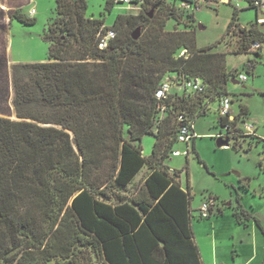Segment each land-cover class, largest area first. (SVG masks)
Returning <instances> with one entry per match:
<instances>
[{
    "label": "trees",
    "instance_id": "16d2710c",
    "mask_svg": "<svg viewBox=\"0 0 264 264\" xmlns=\"http://www.w3.org/2000/svg\"><path fill=\"white\" fill-rule=\"evenodd\" d=\"M179 1L144 0L136 15H117L107 27L103 18L86 16V0H55L42 34L46 60L11 64L15 119L0 115V264H80L84 248L103 264H203L192 219L214 213L197 215L190 187L182 188L180 170L166 160L177 151L182 128L193 139L195 117L229 96L227 83L241 70L252 73L255 59L232 72L226 53L196 46L194 31L166 30L169 19L182 20ZM114 4L105 0L104 10ZM237 11L225 33L232 28L236 34L233 53L259 55L264 36L256 19L241 27ZM13 19L34 22L17 12L9 13ZM109 28L115 37L100 49L99 37ZM131 29L139 30L136 40L133 31L125 33ZM166 76L199 77L205 89L157 100L154 92ZM247 114L243 105L232 120L218 114V132L228 129L226 146L240 135L264 143L237 128ZM144 135L154 137L149 155L141 152ZM143 168L142 183L123 193ZM246 181L239 178V187ZM234 190L236 222L253 219L264 233Z\"/></svg>",
    "mask_w": 264,
    "mask_h": 264
},
{
    "label": "rangeland",
    "instance_id": "374dc122",
    "mask_svg": "<svg viewBox=\"0 0 264 264\" xmlns=\"http://www.w3.org/2000/svg\"><path fill=\"white\" fill-rule=\"evenodd\" d=\"M87 17L103 18L104 25L110 27L117 15L126 14L128 4L115 3L109 12L104 10L105 0H86ZM244 7V4L241 3ZM29 9H34L30 17L34 22L23 24L15 19L9 21V13L17 12L28 16ZM55 0H0V115L15 119L11 104L13 91L10 80V66L14 63L45 61L48 43L42 34L49 19L54 15ZM234 8L220 5L215 10L203 8L196 12V24L183 20L175 23L174 19L166 22V30L194 31L197 47L213 46L212 51L226 53V66L232 72L241 69L249 61L252 73H243L246 80L239 84L228 82L226 89L231 98L230 110L237 115L240 105L248 114L237 121V127L244 123L253 125L257 137L264 138V40L259 55L255 50L246 53H233L237 47V37L231 28L226 33ZM255 21V10L245 7L237 11L235 23L249 27ZM197 24L201 27L198 28ZM264 36V24H258ZM133 30L125 33L129 34ZM254 67V68H253ZM218 102L208 104L204 114L193 120L194 138L187 144L178 142L174 149L179 154L170 155L166 165L180 170L179 182L182 188L190 187L191 207L196 210L209 195H217L222 201V213L214 210V215L207 219H192L194 238L200 250L204 264H264V233L256 226L253 219L249 224H238L233 216L235 209V189L241 194L242 206L253 213L264 230V143L249 136L240 135L230 139L229 146H217L219 127ZM235 141L238 146H233ZM153 135H144L140 146L143 155L151 153ZM194 149V150H193ZM197 155V156H196ZM262 159V167L259 162ZM147 170L143 168L133 183L122 190L131 191L142 183ZM250 177L246 187H239V175ZM221 208V209H222ZM196 215V211H193ZM80 264H103L101 258L89 248L78 253Z\"/></svg>",
    "mask_w": 264,
    "mask_h": 264
},
{
    "label": "built area",
    "instance_id": "2783aa9c",
    "mask_svg": "<svg viewBox=\"0 0 264 264\" xmlns=\"http://www.w3.org/2000/svg\"><path fill=\"white\" fill-rule=\"evenodd\" d=\"M117 4H128L129 10L126 14L136 15L141 10V5L144 3V0H115ZM241 3L244 4V7L253 8L256 12V22L257 24H264V0H180L175 9L181 15V19L185 22L186 20L194 19L196 12L202 10L203 8L215 10L220 5H229L232 6L235 10L243 8ZM34 14V9H29L28 16L31 17ZM115 31L111 28L107 29L99 37L98 48L104 49L108 42L115 37ZM259 44H252V48H258ZM185 51H181L180 55H184ZM237 80L244 82L246 76L244 73H240L237 77ZM205 89V85L199 77H192L189 79L177 80L176 76H166L160 81L155 92L154 97L157 100H164L167 96L173 92H177L184 97H188L192 93H201ZM230 104L231 98L227 95L222 96L218 103L217 112L220 116L230 115ZM164 106H160L162 111ZM179 119H183L182 116H179ZM233 116H229L228 120H232ZM244 134H255V128L253 125H247L244 123L243 128H239ZM227 127L223 128L222 132L216 134L217 138L227 142L226 133ZM194 135V134H193ZM192 135L186 127H183L181 132L178 135V141L185 144L191 139ZM226 147V145L224 146ZM174 154H179L178 151H175ZM217 201L212 197L207 198L202 201L197 208V215L200 217H208L210 213H214V210L217 209Z\"/></svg>",
    "mask_w": 264,
    "mask_h": 264
},
{
    "label": "water",
    "instance_id": "95a60500",
    "mask_svg": "<svg viewBox=\"0 0 264 264\" xmlns=\"http://www.w3.org/2000/svg\"><path fill=\"white\" fill-rule=\"evenodd\" d=\"M149 16H151V15L149 14ZM197 27L200 28L201 25L200 24H197ZM138 36H139V30L138 29L133 30V32L131 33L132 39L136 40L138 38ZM230 82H232L234 84H239V81L238 80H233L232 79ZM225 145H226V142L225 141L217 138V146L221 147V146H225Z\"/></svg>",
    "mask_w": 264,
    "mask_h": 264
},
{
    "label": "crops",
    "instance_id": "0c3cea01",
    "mask_svg": "<svg viewBox=\"0 0 264 264\" xmlns=\"http://www.w3.org/2000/svg\"><path fill=\"white\" fill-rule=\"evenodd\" d=\"M245 7H243V9H244ZM255 16H256V12H255ZM230 115L231 116H233V114L231 113V110H230ZM224 149H225V147H224ZM261 161V165H262V159L260 160ZM239 178H244V179H248V181H246L247 183H249L250 182V177L248 176V175H244V174H240L239 175ZM213 196H217V195H213ZM218 197V196H217ZM217 203H218V207H219V209L221 210V213L223 212V208H222V201H220V199L218 198V201H217ZM222 208V209H221ZM252 215H253V213H251ZM251 221V219H249V220H247V221H245V223H246V225L247 224H249V222ZM261 224V223H260ZM195 239V238H194ZM195 242H196V240H195ZM197 244V243H196ZM200 251V250H199ZM200 256H201V254H200ZM201 260H202V256H201ZM202 263H203V261H202ZM204 264V263H203Z\"/></svg>",
    "mask_w": 264,
    "mask_h": 264
}]
</instances>
